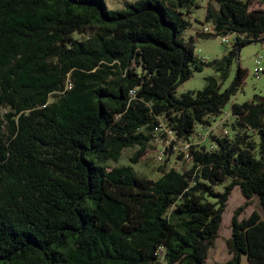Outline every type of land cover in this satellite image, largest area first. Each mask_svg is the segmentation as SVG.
Returning a JSON list of instances; mask_svg holds the SVG:
<instances>
[{
    "label": "trees",
    "instance_id": "obj_1",
    "mask_svg": "<svg viewBox=\"0 0 264 264\" xmlns=\"http://www.w3.org/2000/svg\"><path fill=\"white\" fill-rule=\"evenodd\" d=\"M215 1V32L199 35L236 39L205 63L181 37L196 0H0V264H206L236 186L246 202L223 264H264V219L240 218L255 197L264 207V96L232 104L233 137L187 144L189 168L167 157L153 179L109 165L133 147L138 163L158 137L165 160L239 91L241 67L225 92L210 76L175 95L205 64L226 79L241 48L264 40V8Z\"/></svg>",
    "mask_w": 264,
    "mask_h": 264
},
{
    "label": "rangeland",
    "instance_id": "obj_2",
    "mask_svg": "<svg viewBox=\"0 0 264 264\" xmlns=\"http://www.w3.org/2000/svg\"><path fill=\"white\" fill-rule=\"evenodd\" d=\"M109 9L122 10L125 8L126 2H135L137 0H105ZM253 7L264 8V0H251ZM211 7L215 12L219 11L220 5L215 0H196L195 5L191 6V15L185 16L190 22L189 26L181 34V37L193 45L197 59L209 63L215 59H220L226 53L227 48L231 47L236 39L233 33L228 34L229 43L223 42V36L201 37L199 34L203 32L214 33L215 28L213 22L206 21L208 8ZM185 11V10H184ZM82 38L83 36L77 35ZM239 60L234 61L230 67L229 74L226 79H221V74L215 70L214 67L205 64L202 71H195L192 76L181 83L176 89V97H181L182 94L188 91H196L203 89L207 84V78L214 76L220 82V91L225 92L233 83L238 68L241 67L245 70L246 75L242 82V86L236 95L232 96L226 107L223 109L221 115L216 117H209V125L197 126L194 134L190 140H181L175 144V148L170 155H166L165 160L159 159L161 152L164 148V142L159 138L153 142L147 150V154L139 159V162L132 164L130 157L138 147L125 148L122 155L117 162H109L110 166L132 165L134 171L139 176H146L149 178L157 179L161 176L159 167L166 163V158L169 157L168 166L183 170L189 168L192 160L187 156L181 158V154L188 152L190 145H205L212 149L214 145L211 141V135L233 137L236 133L233 123L235 117L232 115L231 106L233 103H243L252 100L255 95L264 96V72L256 71V60L262 57L261 66L264 69V40L251 42L241 48L239 51ZM7 110L0 108V113ZM162 126L166 125L164 118H161ZM256 139L257 137L254 136ZM173 139L170 138L166 143V148ZM161 141V143H159ZM168 151V150H167ZM222 190V187H219ZM246 198L243 195L239 186H236L230 195L228 205L223 214V221L220 228V237L217 239L216 246L211 249L209 258L206 264H223L231 255L228 251L227 240L231 236V220L234 211L244 205ZM253 211L259 212L264 218V207L261 205L259 198L255 197L253 203L246 207L240 218L250 216ZM242 264H247L246 258H243Z\"/></svg>",
    "mask_w": 264,
    "mask_h": 264
},
{
    "label": "built area",
    "instance_id": "obj_3",
    "mask_svg": "<svg viewBox=\"0 0 264 264\" xmlns=\"http://www.w3.org/2000/svg\"><path fill=\"white\" fill-rule=\"evenodd\" d=\"M223 42L226 43V44L229 43L228 35L223 36ZM261 60H262V57H260V58H258V59L256 60V71H257V72H263V71H264L263 67L261 66ZM169 134H170V138L174 139V135H172V132H169ZM158 139H159V138H156V141H157ZM162 141H163V140H162ZM168 141H169V140H168ZM168 141H167V142H168ZM163 142H164V141H163ZM159 143H161V141H160ZM187 146H188V145H187ZM164 147H165V143H164ZM163 156H164V149H163V151L161 152V155L159 156V159H163ZM187 157H188V154H187Z\"/></svg>",
    "mask_w": 264,
    "mask_h": 264
},
{
    "label": "crops",
    "instance_id": "obj_4",
    "mask_svg": "<svg viewBox=\"0 0 264 264\" xmlns=\"http://www.w3.org/2000/svg\"><path fill=\"white\" fill-rule=\"evenodd\" d=\"M262 216V215H261ZM262 218H263V216H262ZM264 219V218H263Z\"/></svg>",
    "mask_w": 264,
    "mask_h": 264
}]
</instances>
